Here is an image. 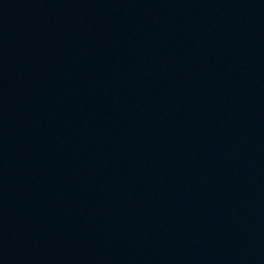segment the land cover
Returning <instances> with one entry per match:
<instances>
[{"label":"water","instance_id":"water-1","mask_svg":"<svg viewBox=\"0 0 264 264\" xmlns=\"http://www.w3.org/2000/svg\"><path fill=\"white\" fill-rule=\"evenodd\" d=\"M0 264H264V0H0Z\"/></svg>","mask_w":264,"mask_h":264}]
</instances>
